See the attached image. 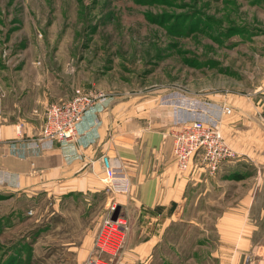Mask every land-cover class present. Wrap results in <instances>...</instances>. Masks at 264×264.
I'll return each mask as SVG.
<instances>
[{
	"label": "rangeland",
	"instance_id": "1",
	"mask_svg": "<svg viewBox=\"0 0 264 264\" xmlns=\"http://www.w3.org/2000/svg\"><path fill=\"white\" fill-rule=\"evenodd\" d=\"M2 76L45 80L64 100L84 88L105 92L128 110L168 108L172 128L195 118L222 127L243 110H264L262 94L251 96L264 83V0H0ZM230 98L235 107L226 115ZM236 152L239 158L227 163L234 162L232 177L243 180L224 183L220 201L213 188L190 189L181 221L170 225L187 228L169 234L174 245H163L148 264H218L209 257L221 244L224 264H264V184L253 161ZM253 188L245 226H238V240L243 234L248 245L237 247L234 231L224 228L221 238L213 226L230 207L243 206ZM41 197L0 196V264H120L109 256L123 248L124 231L113 233L121 237L116 249L97 244L106 221L119 220L117 207L58 205L57 212L54 200ZM46 212L57 215L46 223ZM99 213L93 251L78 262L68 252L69 228L61 229L90 226Z\"/></svg>",
	"mask_w": 264,
	"mask_h": 264
},
{
	"label": "crops",
	"instance_id": "2",
	"mask_svg": "<svg viewBox=\"0 0 264 264\" xmlns=\"http://www.w3.org/2000/svg\"><path fill=\"white\" fill-rule=\"evenodd\" d=\"M23 78L11 81L0 77V196L6 200L12 194L27 198L43 196L41 199L54 200L57 212L58 205L70 211L77 210L76 205H87V208L101 205L103 210L116 205L119 220L125 222L120 229L126 234V239L123 248L109 256L111 261L120 264L150 263L163 245H174L169 236L177 227L187 228L170 225L181 221L177 217L184 213L190 189L196 185L206 190L213 188V200L220 201L224 183L243 180L239 176L232 177L236 172H233L234 162L223 164L214 176L205 172L198 157L186 171L179 170L172 152L171 112L156 105H141L128 110L126 105L116 106L111 100L107 110L98 115L94 129L90 128L95 119L93 115L87 116L82 125V132L91 130L82 139L84 144L89 138L94 142L85 146L79 141L74 149L76 158L68 157L67 152L74 151L63 149L58 144L49 146L41 142L40 134L45 108L72 96L64 100L56 96L47 81ZM259 93L264 107V83L263 88L251 96ZM250 100L248 97L246 103L250 104ZM227 102L234 110L232 98ZM252 107L255 108L254 99ZM242 112V118L225 119L221 129L225 140L244 158L253 161L260 186L264 184V110L255 108ZM102 155L118 159L123 174L132 184L129 196L111 197L106 194L101 182L104 176ZM255 191L253 188L248 193L246 203L241 201L243 206L230 207L216 218L213 226L216 236L222 238L224 228L226 231L230 228L235 232L231 243L237 247L239 243L248 245L243 234L238 240V226H245L243 215L248 214V204ZM47 213L44 216L46 223L50 222L51 216L57 215L54 212L47 218ZM100 214L90 226H63L61 229V232H67L69 228L73 242L68 246V252L73 251L78 262L84 261L93 251L101 229V225H95ZM231 243L228 245L233 247ZM222 247L221 244L218 251L209 257L218 264H224Z\"/></svg>",
	"mask_w": 264,
	"mask_h": 264
},
{
	"label": "built area",
	"instance_id": "3",
	"mask_svg": "<svg viewBox=\"0 0 264 264\" xmlns=\"http://www.w3.org/2000/svg\"><path fill=\"white\" fill-rule=\"evenodd\" d=\"M111 100V95L100 90L76 88L70 99L49 104L44 110L41 142L49 146L58 144L63 149L71 151H74L79 141L85 146L94 142L89 138L87 144H84L82 139L95 128L98 115L107 110ZM222 110L226 115H231L233 112V109L227 105L223 106ZM90 115L94 116V123L90 125L91 130L84 133L81 128L87 116ZM171 135L173 157L181 171H186L190 163L198 157L205 172L214 176L223 164L239 158L236 150L225 140L221 126L209 118L183 120L173 128ZM67 154L68 157L76 158L75 151H68ZM100 160L104 171L101 182L106 194L111 197L129 196L132 192V184L123 174L118 159L102 155ZM116 207V205L112 206V211H115ZM118 224L123 225L120 220L109 219L102 226L97 241L102 250L116 249L119 245L121 237L118 236V239L112 237L113 233L116 235L122 232ZM94 261L87 264L99 263V260Z\"/></svg>",
	"mask_w": 264,
	"mask_h": 264
},
{
	"label": "water",
	"instance_id": "4",
	"mask_svg": "<svg viewBox=\"0 0 264 264\" xmlns=\"http://www.w3.org/2000/svg\"><path fill=\"white\" fill-rule=\"evenodd\" d=\"M117 219V214L115 215V217H114V220H116Z\"/></svg>",
	"mask_w": 264,
	"mask_h": 264
}]
</instances>
